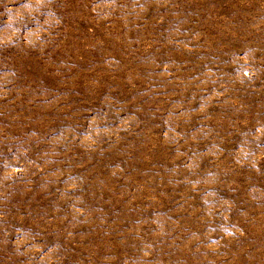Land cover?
<instances>
[{
    "label": "rangeland",
    "instance_id": "374dc122",
    "mask_svg": "<svg viewBox=\"0 0 264 264\" xmlns=\"http://www.w3.org/2000/svg\"><path fill=\"white\" fill-rule=\"evenodd\" d=\"M0 264H264V0H0Z\"/></svg>",
    "mask_w": 264,
    "mask_h": 264
}]
</instances>
